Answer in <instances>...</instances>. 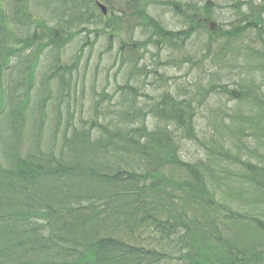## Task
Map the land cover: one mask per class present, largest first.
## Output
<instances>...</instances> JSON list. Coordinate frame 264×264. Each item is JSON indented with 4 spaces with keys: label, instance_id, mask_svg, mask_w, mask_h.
Segmentation results:
<instances>
[{
    "label": "trees",
    "instance_id": "obj_1",
    "mask_svg": "<svg viewBox=\"0 0 264 264\" xmlns=\"http://www.w3.org/2000/svg\"><path fill=\"white\" fill-rule=\"evenodd\" d=\"M80 2L70 10L72 17L82 18L85 8H95L93 0ZM8 3L14 4L16 16L22 13L21 0ZM234 7L237 21L230 26L231 36L264 26V0L236 1ZM141 15L143 43L135 42L126 59L132 66L126 89L132 91L139 85L129 81L144 85L150 76L162 87L159 63L154 61L150 71L136 64L144 57L140 44L145 49L171 35L144 7ZM74 20L61 19L58 31L48 30L52 45H64L76 31H99L83 26L99 23ZM8 21L0 12V88L4 58L16 55L7 52L12 50ZM255 37L257 47L247 48L239 64L244 71L231 48L230 60L209 74L208 82L193 80L183 98L164 92L160 102L146 105L158 122L156 135L132 128L145 123L140 100L125 104L121 111L128 112L120 124L118 116L103 117L111 120L110 129L98 125L97 131L61 132L57 155L42 151L36 135L21 165L15 154L0 169V264H264L263 30ZM58 71L65 80L67 72ZM218 90L224 102L210 105L208 92ZM6 95L17 99L20 90ZM1 96L0 91V100H7ZM44 107L45 101H39L36 112L42 114ZM15 136L19 140L18 132ZM184 140L192 143L195 154L182 155ZM16 151L12 141L8 154ZM109 204L114 207L107 208Z\"/></svg>",
    "mask_w": 264,
    "mask_h": 264
},
{
    "label": "rangeland",
    "instance_id": "obj_2",
    "mask_svg": "<svg viewBox=\"0 0 264 264\" xmlns=\"http://www.w3.org/2000/svg\"><path fill=\"white\" fill-rule=\"evenodd\" d=\"M196 2V5L200 6L205 3L206 0H194ZM201 1L203 4H201ZM29 1V9L34 12V9L30 7ZM216 4H218L220 7L215 8V13H213L214 18L216 19V27H214L215 33L219 32V29H229L230 26L228 25V22H234L233 19V12L232 9L228 7V5L232 4L233 0H215ZM150 13L153 17L160 20L163 25L167 29L176 28L179 30L180 26L177 27V20L172 16V14L165 8V7H156L153 10H150ZM127 23V21H126ZM219 29H218V28ZM209 28V27H208ZM106 33H108L111 36V39L109 40L108 36L104 35H97L96 39L93 41L91 38L89 41L90 43L85 44V48L81 51V58H83L79 62V68L78 69V76L80 80H82V83L78 87V91L84 92L83 95V106L81 107L82 115L86 114V111L88 110V106L90 103V100L92 97H96L93 95V92L100 93L102 91L107 92L109 95H115V98L117 97L116 93L122 92L124 89L123 82L126 80L125 72L129 70L130 63L126 60L127 56L129 54H132V50L130 52L129 49H131L129 46L126 47L129 44H132L133 41H136V38L139 36V31L136 30V27H131L127 23L121 24L119 21H115L113 24H110L106 22L102 28ZM106 35V34H105ZM206 39V35H193L189 39H186L183 41V46L186 49H183V51H186V53H193L195 58H201L203 54L206 53V42L204 41ZM79 38H76L73 42L69 43L67 47L65 48L64 53L68 56L75 53L79 46ZM224 41L218 42L220 45ZM238 41H234L231 43L233 48L235 46H238ZM125 44L124 49V57H122V62L119 60L120 66L114 65L117 61L116 54L119 50V46H123ZM241 45L247 46V45H254L249 40V37L246 40H242L240 43ZM141 47V45H140ZM141 49V48H140ZM149 50H152L149 48ZM140 53H138L139 55ZM141 55V54H140ZM168 55V51H161V55L159 57L160 62L164 63L166 60V57ZM176 58H180V55H176ZM252 62V60L249 61V63ZM142 63H145L146 65H151V61L149 59V54L144 53V60ZM259 63V62H258ZM251 64V63H250ZM190 64H181L179 68L170 67L167 69V75L171 78L169 83L172 81H178V82H184L187 83L192 79V72L196 69H193L192 71L189 70ZM167 67V65H164L163 67ZM41 67L38 68V71L36 72V81L39 80L40 77V71ZM226 72V71H225ZM224 72V73H225ZM78 78V79H79ZM246 80L248 77L245 78ZM264 79V77H263ZM142 81V80H140ZM138 79H132L130 83H136L138 85H142ZM149 78L147 79V83L149 82ZM225 82V80H224ZM38 82L35 84L37 85ZM163 89L168 90V85L163 86ZM162 89V90H163ZM145 93H149L150 95H153L154 98L160 97L159 95H154L152 92V86L150 84H144L142 85V91ZM163 93V91H162ZM145 100H149V98L145 97ZM117 102V99L113 101V104ZM155 102V100H153ZM106 104V103H105ZM104 105V104H101ZM138 106V105H137ZM124 108V105L122 107H118L120 111ZM260 111H263L262 109ZM40 127L45 128L46 130L48 128H53L54 125L48 120V118H42L40 121ZM154 123H157V120L153 117L148 119L147 125L150 126ZM4 125V122L3 124ZM57 144V142L55 141ZM193 146V145H192ZM189 149V148H188ZM137 190H131V193H136ZM129 192V194H130Z\"/></svg>",
    "mask_w": 264,
    "mask_h": 264
},
{
    "label": "bare ground",
    "instance_id": "obj_3",
    "mask_svg": "<svg viewBox=\"0 0 264 264\" xmlns=\"http://www.w3.org/2000/svg\"><path fill=\"white\" fill-rule=\"evenodd\" d=\"M69 116L67 117L65 124L68 125L69 129L71 130H77L79 129V124L76 121V116L78 113V108L75 105H68L67 106ZM52 112V107L44 109V112H42L40 117H44L46 115H49ZM8 114L10 115V122L12 124L16 122H20V117H19V111L16 108V105L14 103V98L9 99L7 105L5 106H0V115H5ZM47 133V132H43ZM11 143V141H9ZM14 143L17 144V152L19 153L18 157V162L21 165L22 164V159H25L26 155L25 153L21 152L20 148L24 145L22 141L20 140H15L13 141ZM13 157L9 154H0V169L6 168L9 165V161L12 160ZM8 164V165H7ZM130 178V177H128Z\"/></svg>",
    "mask_w": 264,
    "mask_h": 264
}]
</instances>
